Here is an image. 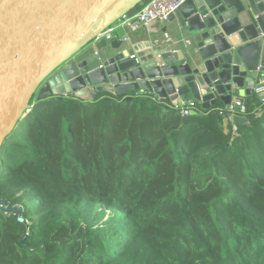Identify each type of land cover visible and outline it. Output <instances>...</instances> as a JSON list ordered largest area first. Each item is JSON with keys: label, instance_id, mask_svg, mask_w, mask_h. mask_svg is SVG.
<instances>
[{"label": "trees", "instance_id": "1", "mask_svg": "<svg viewBox=\"0 0 264 264\" xmlns=\"http://www.w3.org/2000/svg\"><path fill=\"white\" fill-rule=\"evenodd\" d=\"M108 95L29 102L0 151L24 219L0 211V264H264L259 96L235 123Z\"/></svg>", "mask_w": 264, "mask_h": 264}, {"label": "water", "instance_id": "2", "mask_svg": "<svg viewBox=\"0 0 264 264\" xmlns=\"http://www.w3.org/2000/svg\"><path fill=\"white\" fill-rule=\"evenodd\" d=\"M133 1L0 0V151L34 98L91 103L104 92L130 100L127 93L141 91L208 111L219 103L244 106L264 88V0H188L178 14L147 25L160 23L162 33L172 26L192 40L178 49L144 43L102 64L79 53ZM0 211L24 221L20 205L0 201Z\"/></svg>", "mask_w": 264, "mask_h": 264}, {"label": "crops", "instance_id": "3", "mask_svg": "<svg viewBox=\"0 0 264 264\" xmlns=\"http://www.w3.org/2000/svg\"><path fill=\"white\" fill-rule=\"evenodd\" d=\"M143 2L142 0H134L132 3L128 4L122 11V16L115 18L112 23H111V28H114V33L113 37L111 40H100V41H90L86 43L84 46L81 47L79 50V53H87L91 54L97 59L101 61V64L104 63L107 59L113 56L115 52L120 50V48H131L136 45H141L144 43L150 44L151 46H162V47H167V46H172L173 49H178V46L180 44H183L188 46L186 43L187 41H190L191 39L185 36H181L179 33L176 32L174 27L169 26L168 31L166 33H162L163 26L158 23L154 26V28H148L147 26L141 25L140 23H135L137 30H133L129 27H122L123 23V17L124 16H129V17H134L142 8H140V4ZM140 3V4H138ZM151 32H158V34H154ZM165 34H168L173 41L170 43H164V36ZM128 38L127 41H125V38ZM256 90H260L259 93L256 92ZM106 94H109L108 98L110 99H116L114 94L104 92ZM253 93H256L259 98L262 100L264 97V88L262 89H254ZM134 94V95H133ZM100 95V94H99ZM127 96L125 97H147L150 98L160 104H163L168 107H175L179 108L185 103V100L179 99L173 104L171 102H168L167 100L160 99L157 95L155 94H150L146 92H141V91H134V92H129L126 94ZM188 102V101H187ZM201 104V103H200ZM201 107L199 106L196 108L193 113H200L201 112Z\"/></svg>", "mask_w": 264, "mask_h": 264}, {"label": "built area", "instance_id": "4", "mask_svg": "<svg viewBox=\"0 0 264 264\" xmlns=\"http://www.w3.org/2000/svg\"><path fill=\"white\" fill-rule=\"evenodd\" d=\"M188 0H150V2L142 8L134 17L124 16L122 27H129L133 30H137L135 23H143L144 26L148 24L155 23L157 21L167 20L168 17L174 14H178L181 6ZM114 28L109 26L105 30H102L100 33L94 37L92 41L100 40H111L114 33ZM125 41L128 40L126 37ZM173 39L165 34L164 43H170ZM190 45V41L186 42ZM260 90H256L259 93ZM264 102V97L262 98ZM199 102L188 101L183 103L178 109L181 111L182 115L187 116L193 114V111L199 107ZM221 114H229L230 119L233 120L235 117H246V108L239 103H232L231 105L225 106L222 109H218Z\"/></svg>", "mask_w": 264, "mask_h": 264}, {"label": "rangeland", "instance_id": "5", "mask_svg": "<svg viewBox=\"0 0 264 264\" xmlns=\"http://www.w3.org/2000/svg\"><path fill=\"white\" fill-rule=\"evenodd\" d=\"M225 107V106H224ZM233 121H234V119H233ZM29 204V203H28ZM112 211H108L107 212V217H109L110 215H112ZM22 218V217H21ZM23 219V218H22ZM24 220V219H23ZM29 221H32V218H30V220Z\"/></svg>", "mask_w": 264, "mask_h": 264}]
</instances>
